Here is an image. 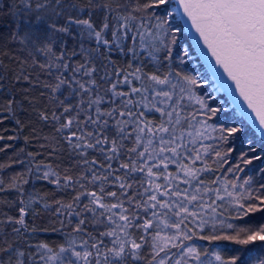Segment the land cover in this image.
Returning a JSON list of instances; mask_svg holds the SVG:
<instances>
[{
    "label": "snow or ice",
    "instance_id": "obj_1",
    "mask_svg": "<svg viewBox=\"0 0 264 264\" xmlns=\"http://www.w3.org/2000/svg\"><path fill=\"white\" fill-rule=\"evenodd\" d=\"M170 2L145 0L141 4L139 0H132L130 7L117 3L115 8L111 3L99 4L94 0H14L8 5L16 23L11 40L19 43L31 59V64L27 60L20 63L14 80L32 82L28 68H39L50 78L51 82L44 87L52 94L59 111H53L50 116L47 112L41 113L40 119L54 122L56 132L82 158L85 166L81 174L73 176L60 175L43 162L35 165L37 173L42 167L48 169L38 179L48 180L58 189L78 188L79 191L70 202L54 201V208L50 203H43L45 210L59 218L61 228L53 231L66 226L71 231L65 233V242L55 249L47 243L35 245L36 251L27 254V264H137L141 261L145 264H237L240 257L225 259L219 251L202 248L195 239L235 241L241 245L264 242V224L235 223L250 213L264 211V182L255 186L251 175L242 182L238 176L232 180L219 175L211 180L202 179L229 163L227 157L236 148L222 151L220 145L228 144L243 128L210 124L209 120L222 109L210 106L203 96L196 94L195 88L200 83L196 77L173 70L172 61L183 63L189 55L186 48L177 51L182 28L170 26L168 18L172 12L161 17L151 11L161 6L167 8ZM178 3L174 11L182 8V15L199 34L197 44L203 41L215 65L234 82V89L255 113L264 135V0H178ZM98 16L102 17L99 23ZM65 37L78 41L83 62H71L77 52L69 56L64 48ZM85 42L94 43L95 47H85ZM114 52L131 56L132 61L140 64L133 67L129 61L127 68L131 71L117 68L111 58ZM145 60L152 64L154 71L143 70ZM161 66L168 70L162 72ZM213 71H217L214 66ZM100 81L107 87H102ZM123 86H127L126 91ZM222 86L233 90L227 81L222 80ZM4 88L0 77V90ZM105 102L111 107H102ZM16 104L13 94L0 107L3 113L0 123L15 119ZM110 124L114 135H109ZM6 138L17 137L0 135V141ZM128 139L133 140V147L125 149L124 141ZM248 143L251 145V141ZM122 149L127 153V162H119ZM89 150L102 154L104 162L87 159ZM239 160L244 168L237 163L226 172H243L253 161L264 160V155L256 154L249 147L240 153ZM112 161L118 162V168H113ZM170 165L176 166L174 173L169 171ZM3 167L6 166L0 165ZM121 170L123 175H115ZM27 171L31 173L32 168ZM258 171L264 180V168ZM134 174L142 175L137 180ZM23 175L18 173L12 177L8 188L23 193L22 185L29 182ZM109 183L118 186L119 197L116 191H105ZM134 184L142 192L134 190ZM111 198H116V202H109ZM41 201L40 197L25 201L21 195L18 216H9L6 221L15 225L14 233L29 231L26 217L36 212L35 206ZM229 209L235 212L231 219L225 216ZM89 225L94 226L95 234L88 230ZM101 225L103 231L99 230ZM205 230L208 234H203ZM135 231L140 235L136 236ZM229 231L234 234H228ZM0 252L8 255L7 264H11L13 256L14 264H26V253L12 244L0 248ZM258 264H264V259H259Z\"/></svg>",
    "mask_w": 264,
    "mask_h": 264
},
{
    "label": "trees",
    "instance_id": "obj_2",
    "mask_svg": "<svg viewBox=\"0 0 264 264\" xmlns=\"http://www.w3.org/2000/svg\"><path fill=\"white\" fill-rule=\"evenodd\" d=\"M13 2L14 0H3V2L0 3V8H3V10L0 11V77L3 78V83L5 84V88L0 90V107L5 106L7 100L13 94L17 101L15 119L10 118L0 123V135H4L5 137H17L14 140L6 138L0 141V148H5L4 151H0V165L6 166L0 168V178H3V185H0V187L4 189L0 191V221H5V223H0V248L12 244L17 250L24 251L26 253L25 259L27 264V254L36 251L35 245L47 243L55 249L58 245L65 242V233L71 231V228L67 226L60 231H53V229L61 228L59 218L53 215L52 211L45 210L43 203H50L54 208V201L60 200L64 203L70 202L72 197L79 191L78 188L75 190L72 188L58 189L56 185L50 183L48 180L38 179L37 176L42 175V173L48 169L47 167H42L40 172L37 173L35 165L43 162L44 165H51V168L60 175L67 174L73 176L81 174L85 170V166L81 163L82 158L76 155L56 132L57 126L54 122L51 119L48 121L40 119L41 113L47 112L50 116L53 111H59L56 101L51 98L52 94L44 87L45 83L51 82L50 78L43 74L39 68H28L27 71L33 78L32 82H16L14 80V77L19 74L20 63L27 60L28 63L31 64V59L27 51L23 50L19 43L11 40V35L16 30V23L9 14L8 5ZM139 2L142 4L145 0H139ZM94 3H111L113 8H115L117 3L122 5L127 4L130 7L132 0H94ZM174 9H176V3L175 0H171L167 8L161 6L151 10L161 17H165L166 12H172V17L168 18L170 26L182 28V32L179 34L180 38L177 51L181 47L186 48L189 51V55L184 59L183 63H180L179 60L172 61L173 70L183 71L188 75L196 77L197 80L200 81L195 88L196 94L203 96L210 106L222 109L220 113L209 120L210 124H225L243 128V131L236 134L234 138H231L228 144L220 145L222 151H226L228 147L236 148V151L230 153L227 157L229 163L224 164L220 171L214 174H207L203 176L202 179L211 180L214 179L215 175H219L222 179L227 178L232 180L238 176L239 182H242L247 176L251 175L256 182L255 186L258 187L259 183L264 182L258 171V169L264 168V160L253 161L243 172L228 173L226 169L229 166L235 167L237 163H240V166L244 168L245 166L240 162L239 157L240 153L248 151L249 147L254 148L256 154L264 155V138L251 123L237 111L224 92H215V88L212 87L215 80L199 57L179 13L175 12ZM101 18L100 16L97 17L98 23ZM20 24L21 31H23V17L20 19ZM64 40V48L69 56L73 51L77 52L76 57L72 58L71 62L73 64L83 62V58L79 54L78 41L72 37H65ZM85 47H95V45L94 43L85 42ZM111 58L115 61L117 68H125L128 71L132 70L127 68L129 61L132 62L133 67L140 64V61H132L131 56L125 57L115 52L112 53ZM141 59L143 60V57ZM103 63H107V61H103ZM165 63L167 64V62ZM142 67L146 72L155 70L152 64L148 63L146 60L143 62ZM111 70L112 66L109 65V71ZM167 70L166 66H161L162 72H166ZM99 78V75H97L96 79L99 80ZM84 79H87V77H84ZM203 81H207V83ZM100 83L102 87H107L103 81H100ZM123 87L126 91L127 86ZM8 89H11V92H9ZM60 98L63 99V97ZM102 107H111V105L105 102ZM188 110L192 111L193 109L189 108ZM0 114L3 113L0 112ZM156 115L158 117V114ZM17 120L20 121L19 124H17ZM109 135H114L111 131V124ZM213 135H218V133H213ZM248 141H251V145H249ZM206 143H211V141H206ZM6 145L10 147H5ZM131 147H133V140H125L124 148L130 149ZM30 153L32 155H29ZM37 153L40 155H35ZM251 154L252 153H249V155ZM93 158L104 162L102 154L95 150H89L87 159L91 160ZM20 160L25 161V163H18L17 161ZM119 162H127V153H125L123 149ZM199 163L200 162H198V166ZM209 163H212L211 159H209ZM112 164L113 168H118L117 161H112ZM96 167L99 168V164ZM213 167L220 168L221 166L213 165ZM29 168H32L31 173L27 171ZM101 171H103V169H101ZM123 171L124 170L117 171L115 175L121 176L123 175ZM169 171L174 173L176 171V166L170 165ZM18 173H23V179L29 181L27 184L22 185L23 193L16 189L8 188V184L11 183V178ZM141 175L142 174H134L137 180L141 178ZM181 186L183 187V185ZM133 189L142 192V188H138L136 184L133 185ZM89 190H92L91 185H89ZM105 191H116L117 196H120V189L116 185L107 184ZM21 195H23L25 201H28L32 197H40L42 201L35 206L36 212L34 214L30 213L29 216L26 217L29 231L22 230L21 233H14L12 229L15 225L7 223L6 221L9 216H18V208L21 206L19 203ZM109 202H116V198H111ZM225 216L231 219L235 216V212L229 209L225 213ZM235 223L241 226L246 224L253 226L264 224V211L250 213L248 217L237 220ZM33 228L36 229L35 232L31 231ZM88 230L93 231L95 234L94 226L89 225ZM99 230L103 231L104 226H99ZM134 234L136 236L140 235L138 231H135ZM203 234H208V231L205 230ZM216 234L220 233L218 232ZM228 234L234 233L229 231ZM195 243L202 246V248H207L210 252L219 251L225 259L238 256L240 259L237 261V264H258L259 259H264V242L260 241L253 242L250 245H241L235 241H203L195 239ZM30 245L32 247H29ZM145 251L147 252V250ZM0 261L7 264L9 261L8 255L0 252ZM14 261L15 256H13L11 264H14ZM137 264H145V262L141 261L137 262ZM216 264H218V262H216Z\"/></svg>",
    "mask_w": 264,
    "mask_h": 264
},
{
    "label": "water",
    "instance_id": "obj_3",
    "mask_svg": "<svg viewBox=\"0 0 264 264\" xmlns=\"http://www.w3.org/2000/svg\"><path fill=\"white\" fill-rule=\"evenodd\" d=\"M175 3L176 8H178V0H175ZM178 13L182 19V22L185 26V29L194 48L196 49L201 60L204 62V64L210 71V74L215 80V82L219 85L221 91L227 95L231 104L237 109V111L242 114L251 123V125L261 134L259 122L258 119L255 117V113L247 107V103L243 100L242 97L239 96L238 90L234 89V82L230 81V79L227 77V74L223 72V69L219 65H215L214 58L211 56V52L207 50V46L203 45V41L201 40L199 45L197 44L196 37L199 34L195 32L194 27H190L191 21L186 16L182 15V8ZM213 66L215 67V69H217V71H213ZM222 80L227 81L229 84H232L233 90L230 91L224 86H222ZM262 137L264 138V135H262Z\"/></svg>",
    "mask_w": 264,
    "mask_h": 264
},
{
    "label": "built area",
    "instance_id": "obj_4",
    "mask_svg": "<svg viewBox=\"0 0 264 264\" xmlns=\"http://www.w3.org/2000/svg\"><path fill=\"white\" fill-rule=\"evenodd\" d=\"M212 87L215 88V92L221 91L219 85H218L216 82H214V83L212 84Z\"/></svg>",
    "mask_w": 264,
    "mask_h": 264
}]
</instances>
